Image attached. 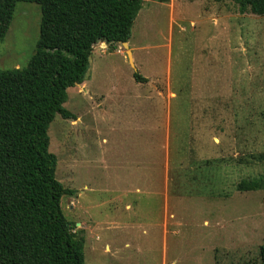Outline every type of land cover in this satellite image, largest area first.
<instances>
[{
    "label": "rangeland",
    "instance_id": "1",
    "mask_svg": "<svg viewBox=\"0 0 264 264\" xmlns=\"http://www.w3.org/2000/svg\"><path fill=\"white\" fill-rule=\"evenodd\" d=\"M39 23L38 5H15L0 70L26 66ZM129 46L134 68L121 44L93 46L67 89L75 120L48 128L84 264H257L264 191L235 186L264 177V16L144 0Z\"/></svg>",
    "mask_w": 264,
    "mask_h": 264
},
{
    "label": "trees",
    "instance_id": "2",
    "mask_svg": "<svg viewBox=\"0 0 264 264\" xmlns=\"http://www.w3.org/2000/svg\"><path fill=\"white\" fill-rule=\"evenodd\" d=\"M143 1L0 0V41L18 2L40 8L39 38L26 66L0 70V264H84V238L60 207L74 191L55 179L48 128L55 115L75 120L64 107L67 89L83 83L95 44L114 50L129 41ZM232 1L240 14L264 16V0ZM235 188L264 191V177ZM258 257L264 264V241Z\"/></svg>",
    "mask_w": 264,
    "mask_h": 264
},
{
    "label": "water",
    "instance_id": "3",
    "mask_svg": "<svg viewBox=\"0 0 264 264\" xmlns=\"http://www.w3.org/2000/svg\"><path fill=\"white\" fill-rule=\"evenodd\" d=\"M101 43V42H99ZM122 47L125 49V52H126V56L128 58V61H129V64L132 68H134V64H133V61H132V58H131V51L129 50L128 48V44L123 42L121 43Z\"/></svg>",
    "mask_w": 264,
    "mask_h": 264
},
{
    "label": "crops",
    "instance_id": "4",
    "mask_svg": "<svg viewBox=\"0 0 264 264\" xmlns=\"http://www.w3.org/2000/svg\"><path fill=\"white\" fill-rule=\"evenodd\" d=\"M127 44H128V46H129V41L127 42ZM129 47H130V46H129ZM130 51H131V58H132V61H133V51H132L131 47H130ZM143 78L146 79V81H147V78H145V77H143ZM146 112H147V114H148V116H149V111L146 110ZM144 136L146 137V139H145L144 141L147 142V143L149 144V129H145V131H144ZM136 191H137V189H136Z\"/></svg>",
    "mask_w": 264,
    "mask_h": 264
}]
</instances>
